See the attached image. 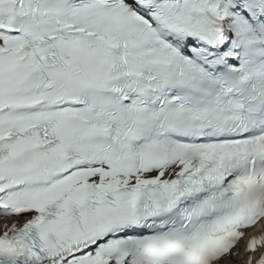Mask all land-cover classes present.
Instances as JSON below:
<instances>
[{
  "label": "snow or ice",
  "instance_id": "6c2138e0",
  "mask_svg": "<svg viewBox=\"0 0 264 264\" xmlns=\"http://www.w3.org/2000/svg\"><path fill=\"white\" fill-rule=\"evenodd\" d=\"M0 264H264V0H0Z\"/></svg>",
  "mask_w": 264,
  "mask_h": 264
}]
</instances>
